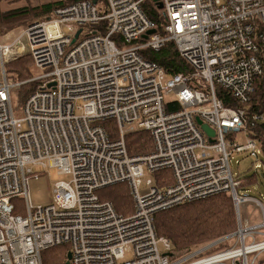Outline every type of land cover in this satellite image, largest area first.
I'll return each mask as SVG.
<instances>
[{
	"label": "built area",
	"instance_id": "obj_1",
	"mask_svg": "<svg viewBox=\"0 0 264 264\" xmlns=\"http://www.w3.org/2000/svg\"><path fill=\"white\" fill-rule=\"evenodd\" d=\"M148 1L155 2L80 0L31 22L12 44L0 43V264H44L43 252L62 244L69 245L71 264H256L249 255L264 250V205L237 191L226 141L247 128L249 117L264 121V110L249 108L264 70V0H159L164 32L146 13ZM24 39L40 72L15 82L6 74V53L27 51ZM168 41L191 67L171 80L141 54ZM28 82L38 87L17 118L12 90ZM218 88L241 106L225 104ZM166 90L174 100L165 101ZM196 116L215 129L214 143ZM104 121L116 122L117 135ZM139 130L151 133L153 149L132 155L125 136ZM234 149L259 157L251 136ZM38 164L71 176L54 184L44 206L29 196ZM160 171L171 182L148 178L150 190L140 194L145 175ZM122 181L134 202L129 215L96 193ZM225 191L239 206L255 201L263 220L249 225L238 212L236 241L223 252L198 258L205 246L177 260L167 255L173 246L157 234L156 214ZM16 197L26 200L25 215L15 213Z\"/></svg>",
	"mask_w": 264,
	"mask_h": 264
},
{
	"label": "trees",
	"instance_id": "obj_2",
	"mask_svg": "<svg viewBox=\"0 0 264 264\" xmlns=\"http://www.w3.org/2000/svg\"><path fill=\"white\" fill-rule=\"evenodd\" d=\"M76 1L80 0H51L38 5L29 3L26 6L8 10H3L0 7V31L4 32L8 27L27 26L37 19L48 18L56 8ZM143 6L148 16L157 25L158 31L164 32L165 17L157 3L148 1ZM103 25L94 27H102ZM141 54L144 58L159 64L164 69L166 77L171 78L175 74L191 71L190 65L183 59L174 41H168L159 51L145 49L141 51ZM22 59L25 62H18L16 67L10 69V73L6 69L7 76L15 82L32 77L28 65L24 64L29 62V59L33 60V58L27 56ZM193 84L195 83L193 82ZM22 85L27 86V90L25 89L21 93L26 97L36 89V83L34 82ZM22 85L21 87H23ZM254 86L253 101L249 108L252 111L260 112L264 110V70L255 78ZM217 92L225 104L231 103L233 106H241V104L233 101L222 88H218ZM177 107L176 104L171 105V108ZM167 109H170V106ZM109 122L112 121H104L102 125L105 127L106 123ZM247 129L250 133L249 136L257 141L260 150L264 153V121L258 122L249 117ZM126 144L128 152L132 155L147 153L153 147L151 133L146 130L132 132L126 135ZM155 176L159 185L162 184V179H165L167 183L171 182V175L167 171L157 172ZM248 180H250L249 183H254L257 177L252 175ZM107 188L108 191L104 198L111 201L119 213L123 215L133 213L134 203L127 184L123 186L118 183ZM12 202H14V199H12ZM15 213L19 214L16 206ZM155 226L157 234L167 237L172 243L173 248L170 254L175 259L185 252H192L236 231L237 216L232 196L225 191L198 201L183 203L160 211L155 216ZM64 246L55 251L52 250L53 248L45 250V255H43L44 264H65L67 252L70 248L67 245Z\"/></svg>",
	"mask_w": 264,
	"mask_h": 264
},
{
	"label": "rangeland",
	"instance_id": "obj_3",
	"mask_svg": "<svg viewBox=\"0 0 264 264\" xmlns=\"http://www.w3.org/2000/svg\"><path fill=\"white\" fill-rule=\"evenodd\" d=\"M27 26L13 27V28L8 27V29H6L4 32L0 31V43L8 44V45L12 44ZM80 37H82V35ZM23 41H25L27 51L22 53V52L16 51L15 49L14 53L11 54L10 52V54L6 57L5 69H7L9 73H10V69L12 67H16L18 62L20 63L25 62V60L22 58L27 57V56L31 57V55H29V49H28L29 43L27 42L26 39H24ZM24 65H28L31 76H35L39 74L40 71L36 67L34 60L29 59V62H26ZM2 75H3V66L0 62V81L2 79L1 78ZM27 84H31V83H27ZM25 89L27 90V86L24 85L23 87L21 86L15 87L12 90L14 114L17 118H22L24 116V104H25V100L27 97L23 96L21 93H23V90ZM175 97H176V94L174 91H168V90L164 91V98L166 102L174 100ZM105 128L109 132L113 133V135H117L116 134L117 124L115 121L106 123ZM249 134H250L249 130L246 128L240 132L227 134L226 141L228 145V150L229 152H231L230 164H231V168H232L235 179H237L240 183L238 187L239 193L242 195L246 194L251 197L258 198L261 200V202L264 205V153L262 151H259V157L256 158L250 153L249 150L237 151L236 149H234V145H233L234 143L245 144ZM258 163L261 164L260 168H257ZM32 170L34 173L38 174V176H34V174L30 175V179H29V196H30L31 202L35 206H38V205L44 206V205L51 203L52 198H53V187L57 181L59 180L70 181L71 180L70 175H67V174L60 175L58 173V168L52 167L49 164H47L46 167L41 166L39 164L32 165ZM252 175H255L257 177V180L254 183H249L250 180H248V178H250ZM155 177H156L155 175L149 174V173L145 175V177L142 179L141 185L139 186L140 194H145L149 192L150 189L146 183V180L148 178L155 180L156 179ZM125 183L126 182H121L123 186H126L127 183L126 184ZM128 188L130 191L129 185H128ZM107 191H108V188L105 187V188H101L97 190L96 193L101 200H106V198L104 197L106 196ZM13 204H15L16 209H18L20 215L26 214L27 202L24 198H21V197L14 198ZM240 212H241V217L243 218V221L244 222L246 221L249 225H256L263 220V216L261 214L260 208L256 204V202L253 200L242 202L240 204ZM221 239L222 237L207 244V245H210L214 243L210 245V248L208 250L204 251L203 254L199 255L198 258L209 256L221 250H225L226 248H231L236 241L235 236H230L222 240ZM260 239L262 240L264 239V237H261ZM216 242H218V244ZM248 242H250V239L248 240ZM64 245L66 244L53 247L52 250L55 251V250L61 249L65 247ZM207 245H204L202 247H205ZM67 247L69 248V245H67ZM202 247H199L198 249ZM198 249H195L193 251H197ZM45 252L43 253V255H45ZM190 253L191 252H185L183 255L175 258L174 260L184 257V255L186 256ZM127 257L128 258L132 257V254L128 253ZM254 257H256V264H259V263L264 264V250L261 252H258L255 254L253 253L249 255L250 260H252Z\"/></svg>",
	"mask_w": 264,
	"mask_h": 264
},
{
	"label": "water",
	"instance_id": "obj_4",
	"mask_svg": "<svg viewBox=\"0 0 264 264\" xmlns=\"http://www.w3.org/2000/svg\"><path fill=\"white\" fill-rule=\"evenodd\" d=\"M94 2H96L97 0H93ZM155 2H157L158 4V7L161 9L163 7V4L161 1L159 0H155ZM81 29L77 31V33L75 34V37L73 38V42L76 41L77 37L79 36V33H80ZM156 28H152V29H149L146 34H144V38H148L149 35L151 34H154L156 32ZM52 85L55 84L54 82L51 83ZM196 122L197 124L200 126V128L205 132V134L207 135L208 137V141L211 142V143H214L215 142V135H216V131L213 127H211L208 123L204 122L199 116H196ZM224 238V237H223ZM222 240V239H221ZM217 243V242H216ZM71 257H72V253L71 251L69 250L67 252V258H66V261H65V264H71Z\"/></svg>",
	"mask_w": 264,
	"mask_h": 264
},
{
	"label": "crops",
	"instance_id": "obj_5",
	"mask_svg": "<svg viewBox=\"0 0 264 264\" xmlns=\"http://www.w3.org/2000/svg\"><path fill=\"white\" fill-rule=\"evenodd\" d=\"M45 1H49V0H2L0 3V7L3 10H8V9H14V8L26 6L29 3L32 5H38Z\"/></svg>",
	"mask_w": 264,
	"mask_h": 264
},
{
	"label": "bare ground",
	"instance_id": "obj_6",
	"mask_svg": "<svg viewBox=\"0 0 264 264\" xmlns=\"http://www.w3.org/2000/svg\"><path fill=\"white\" fill-rule=\"evenodd\" d=\"M102 1V0H101ZM77 2V1H76ZM70 4V3H69ZM65 6V5H64ZM62 7V6H61ZM59 8V7H58ZM57 9V8H56ZM1 46V45H0ZM7 49H5V51H6ZM11 52V51H10ZM10 52H7L6 54L8 55ZM173 77V76H172ZM167 78V80H171L172 78H170V77H166ZM27 79H29V78H27ZM28 83H32V82H28ZM34 83H36V82H34ZM36 87H38V84L36 83ZM177 108H179V106L177 107ZM170 110H172V109H170ZM247 129V128H246ZM203 131V130H202ZM204 132V131H203ZM205 133V132H204ZM125 141H126V136H125ZM127 145V144H126ZM233 145H240V144H236V143H234ZM259 146V145H258ZM260 148V147H259ZM152 149H153V147H152ZM261 151V150H260ZM59 173V172H58ZM60 174V173H59ZM156 174V173H155ZM154 174V175H155ZM60 175H65V174H60ZM156 178V177H155ZM157 180V179H156ZM122 182H126L127 183V181H122ZM119 183H121V182H119ZM116 184H118V183H116ZM128 185H129V183H127ZM130 186V185H129ZM237 189V188H236ZM237 191L239 192V190L237 189ZM230 194V193H229ZM231 195V194H230ZM249 200H251V199H249ZM233 202H234V207H235V212H236V216H237V213L239 212V214H240V216H241V212H240V206L238 205V204H236L235 203V201L233 200ZM159 213V212H158ZM242 218V217H241ZM243 219V218H242ZM238 227V226H237ZM236 231H237V229H236ZM235 231V232H236ZM235 232H233V233H231V234H229V235H226L224 238H222V239H225V238H228V237H230V236H234V234H235ZM264 232V231H263ZM167 238V237H166ZM171 243V242H170ZM212 244H214V243H212ZM212 244H210V245H212ZM217 244H218V242H217ZM171 245H172V243H171ZM210 245H207V246H210ZM226 249H231V248H226ZM225 249V250H226ZM224 250H221V252H223ZM220 252V251H219ZM215 254V253H214ZM167 255H171L170 254V252L167 254Z\"/></svg>",
	"mask_w": 264,
	"mask_h": 264
}]
</instances>
